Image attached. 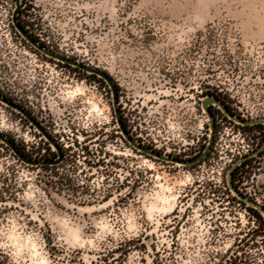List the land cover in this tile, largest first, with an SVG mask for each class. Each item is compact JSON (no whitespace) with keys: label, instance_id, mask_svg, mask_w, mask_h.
Returning a JSON list of instances; mask_svg holds the SVG:
<instances>
[{"label":"rangeland","instance_id":"374dc122","mask_svg":"<svg viewBox=\"0 0 264 264\" xmlns=\"http://www.w3.org/2000/svg\"><path fill=\"white\" fill-rule=\"evenodd\" d=\"M18 1L0 0V50L23 63L34 51L15 38ZM30 1L25 20L38 14L54 50L112 78L128 133L143 146L193 158L211 132L207 95L242 120L264 119V0ZM54 69L48 100L61 158L37 172L16 167L3 147L0 190L20 193L2 204L0 264H264V214L227 177L264 144V124L233 120L212 103L206 155L190 165L158 159L125 138L103 78L71 64L61 81ZM0 109L10 130L12 115ZM259 156L236 166L230 182L264 202Z\"/></svg>","mask_w":264,"mask_h":264},{"label":"flooded vegetation","instance_id":"af4514ba","mask_svg":"<svg viewBox=\"0 0 264 264\" xmlns=\"http://www.w3.org/2000/svg\"><path fill=\"white\" fill-rule=\"evenodd\" d=\"M21 2L22 0L18 1L12 16L15 38H22L23 42L33 50L34 53H32L30 60L27 57H23L26 61L20 63L18 61L21 60L20 58L12 62L7 60L0 50V97L11 103L7 104L0 100V106L1 108L4 107L9 110L12 115L10 122L7 124V127L11 125L10 130H5L2 127L5 121L0 122V135L2 136V138L0 137V154L4 151L3 147H6L7 150L15 155L17 161L20 162L19 165H15L16 167L19 168L21 163H23L38 168L37 172L41 171L40 168L44 167L46 168L45 172L49 174L52 170V160L54 159L52 146V123L54 122V118L53 108L48 98L50 99L52 97V93L56 89L53 86L54 68L58 67L61 75L59 79L63 81L67 78L65 77V71L71 64L63 59L69 58L67 55L54 50L46 31L45 34H43L38 14H35L33 18H31L30 23L26 22L25 12L29 10L28 3H31V1L24 0L23 3ZM32 10H35L34 7H32ZM14 18L33 42L28 40V38L16 27ZM10 39H13V37L10 36ZM53 53L59 57L53 56ZM32 58H34V60ZM26 64L31 66L29 72L32 74L26 75L27 72H25V70H22L23 72L19 70L20 65L28 69ZM15 69L18 70L16 71ZM56 83H58V79ZM61 86H63L62 82H60L59 88ZM117 102L119 109H121V100H117ZM211 104L209 105V111L212 115L215 111ZM216 107L218 109L217 112L226 115L218 105H216ZM119 112H121L122 116V118H120L121 124L123 128L125 127L127 129L123 111L119 110ZM29 134L33 138L30 142ZM3 138L7 139L11 144L6 142ZM28 160L32 162H28ZM32 171H34V169ZM39 176L41 177V174H39ZM38 180L41 182V179ZM19 193L20 190L18 189L14 192L13 196ZM10 196L12 199L14 198L12 192L6 193L4 189L0 190V215L4 214L3 209L5 206H2V204H4V199ZM242 203L248 205L244 201H242Z\"/></svg>","mask_w":264,"mask_h":264},{"label":"water","instance_id":"95a60500","mask_svg":"<svg viewBox=\"0 0 264 264\" xmlns=\"http://www.w3.org/2000/svg\"><path fill=\"white\" fill-rule=\"evenodd\" d=\"M24 0H22L21 3H23ZM14 23L16 25V27L20 30V32L26 37L28 38V40H30L31 42L32 39L29 37V35L21 28V26L17 23L16 19L14 18ZM53 56L55 57H59L57 56L55 53H53ZM64 60L68 61L70 64L72 65H75L79 68H82L84 70H87L91 73H94V74H97L98 76H100L101 78H103L108 84L109 86L111 87V91L113 93V106H114V109H115V113H116V116L119 117V110H118V107H117V95H116V90H115V85H114V82L112 81V78H110V76L100 70V69H97V68H92V67H89L87 65H84V64H81L79 62H76L70 58H63ZM0 100L4 101L5 103L7 104H11L9 101L3 99L0 97ZM209 101H211L210 103H208ZM213 103V104H216L218 105L230 118L234 119V120H238L240 121L241 123L243 124H256V123H261V124H264V119H256V120H253V121H247V120H242L236 116H234L233 114H231L227 108L225 107V105L222 103V101L220 99H218L217 97L215 96H211V95H207L205 96L203 99H202V106L203 108L207 111V113L209 114L210 116V127H211V132H210V136H209V140H208V143L206 144L204 150L198 155L196 156L195 158H192V159H189V160H182V159H178L176 157H173V156H170V155H165V154H162L154 149H151V148H148L146 146H143L142 144H140L138 141L134 140L128 132H126V130L123 128L122 124H121V121L119 119V124H120V128L125 136V138L136 148H138L139 150L145 152L146 154H150L152 156H155L157 157L158 159H162V160H169V161H172V162H177V163H183V164H194L198 161H200L207 153V151L209 150L210 148V145L212 143V139H213V129H214V119L212 117V115L210 114V111H209V105ZM0 137L2 138V136L0 135ZM6 142L10 143L7 139L3 138ZM52 142L54 143L57 151H58V156L57 158L53 159L52 160V163H55L57 162L58 160H60L61 158V153H60V147L52 140ZM11 144V143H10ZM261 149H264V144L262 145ZM27 161V160H26ZM28 162H32L31 160H28ZM236 164L232 165L229 169V172H228V184H229V187L230 189L244 202H246L248 205L256 208L257 210H259L261 213L264 214V207L260 204H258L257 202L255 201H252L246 197H244L243 195H241L237 190L236 188L233 186V184L230 182V177L232 176V171L234 170Z\"/></svg>","mask_w":264,"mask_h":264},{"label":"built area","instance_id":"2783aa9c","mask_svg":"<svg viewBox=\"0 0 264 264\" xmlns=\"http://www.w3.org/2000/svg\"><path fill=\"white\" fill-rule=\"evenodd\" d=\"M234 120V119H233ZM262 146H260L259 148H257L256 150L248 153L245 152V155L244 156H241L236 163V166L238 165H241V164H246V161L250 158H252L253 156H259L262 152H264V149H261ZM242 155V154H241ZM260 157V156H259ZM233 164V165H234ZM235 166V167H236ZM239 182V179L236 180V183ZM236 188V190L241 194L243 195L244 197L248 198V199H252V200H255V202H257L258 204L260 205H264V202L256 197H253V195L251 194L250 192V189H248L246 186H245V183L244 182H241V184L239 185H236L234 186Z\"/></svg>","mask_w":264,"mask_h":264},{"label":"trees","instance_id":"16d2710c","mask_svg":"<svg viewBox=\"0 0 264 264\" xmlns=\"http://www.w3.org/2000/svg\"><path fill=\"white\" fill-rule=\"evenodd\" d=\"M93 75L97 76V74H94V73H93ZM218 99H219V98H218ZM223 104H224V102H223ZM224 105H225V104H224ZM225 107L227 108V110H228L231 114L234 115V113L231 111V109H230L227 105H225ZM234 116H235V115H234ZM254 126L261 127V126H263V124L258 123V124H254ZM124 128H125V127H124ZM125 130H126V132H128V130H127L126 128H125ZM205 146H206V145H204V148H205ZM204 148H202L201 150H199L198 153L195 154V156H194L193 158H195L196 156H198V155L204 150ZM55 153H56V156H54V154H53L54 159L57 158V156H58V153H57V152H55ZM176 158H178V159H182V158H180V157H176ZM190 159H192V158H190ZM182 160H189V159H182ZM236 170H237V167L232 171V178H233V180H234V175H235ZM247 207H248L250 210H252V211L256 214V216H258L259 218H261V213H260L257 209H255V208H253V207H251V206H247Z\"/></svg>","mask_w":264,"mask_h":264},{"label":"bare ground","instance_id":"6f19581e","mask_svg":"<svg viewBox=\"0 0 264 264\" xmlns=\"http://www.w3.org/2000/svg\"><path fill=\"white\" fill-rule=\"evenodd\" d=\"M82 90H83V88L82 87H77L75 90H73L72 91V93L73 94H76L77 92H80V93H82ZM211 101H209L208 103H210ZM94 107H95V109H98V110H100V108H99V106H98V104H94ZM93 107V108H94ZM152 165H153V163H151ZM161 200L162 201H164V202H167L168 200H169V198H168V196L166 195V194H164V195H161ZM12 236H14V234L12 235ZM16 237V236H15ZM19 237V236H18ZM16 239H17V237H16ZM13 241V240H12ZM14 241H16V240H14ZM18 242H20V241H18ZM32 243V242H31ZM18 245V244H17ZM33 245L36 247V243L35 242H33ZM20 246V245H19ZM33 246V247H34ZM17 247V246H16ZM21 247V246H20ZM30 247H32V246H30ZM18 250V249H17ZM43 260V259H42ZM45 260H43L42 261V263L41 264H45Z\"/></svg>","mask_w":264,"mask_h":264}]
</instances>
